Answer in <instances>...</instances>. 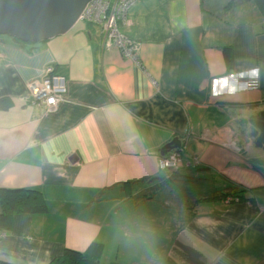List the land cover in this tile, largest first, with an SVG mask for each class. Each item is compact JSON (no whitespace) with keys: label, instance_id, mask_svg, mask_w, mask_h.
<instances>
[{"label":"crops","instance_id":"obj_1","mask_svg":"<svg viewBox=\"0 0 264 264\" xmlns=\"http://www.w3.org/2000/svg\"><path fill=\"white\" fill-rule=\"evenodd\" d=\"M119 30L136 61L78 19L43 40L0 39V192L45 205L12 214L0 261L48 264L96 242L94 264H264V149L247 123L264 109V12L139 0ZM48 66L66 85L52 110L27 89ZM174 136L185 149L160 167ZM228 186L238 200L174 201Z\"/></svg>","mask_w":264,"mask_h":264},{"label":"water","instance_id":"obj_2","mask_svg":"<svg viewBox=\"0 0 264 264\" xmlns=\"http://www.w3.org/2000/svg\"><path fill=\"white\" fill-rule=\"evenodd\" d=\"M88 0H0V33L25 40H43L64 32L75 22ZM254 146L264 149V109L251 114ZM174 136L160 148L163 155L180 148Z\"/></svg>","mask_w":264,"mask_h":264},{"label":"trees","instance_id":"obj_3","mask_svg":"<svg viewBox=\"0 0 264 264\" xmlns=\"http://www.w3.org/2000/svg\"><path fill=\"white\" fill-rule=\"evenodd\" d=\"M262 12H264V0H255ZM224 60L226 64H229L232 58V52L229 46L223 47L222 49ZM46 68V67H45ZM44 68V69H45ZM240 190L234 186H228L221 191H214L210 195L205 197L200 196H176L175 202L190 208L200 198H226L230 197L231 200H238ZM25 192L21 190H3L0 192V201L2 210L0 211V230H7L10 227L11 217L14 212H34L36 210L44 209V202L41 201L37 204H31L33 202H27L23 196ZM37 198V197H36ZM30 201V200H29ZM37 201V199H36ZM102 248L99 243L92 242L85 250L79 251L70 248H65L63 252L52 258L48 264H94L98 260L101 254ZM0 264H11L0 261Z\"/></svg>","mask_w":264,"mask_h":264},{"label":"built area","instance_id":"obj_4","mask_svg":"<svg viewBox=\"0 0 264 264\" xmlns=\"http://www.w3.org/2000/svg\"><path fill=\"white\" fill-rule=\"evenodd\" d=\"M92 0H88L83 8V10H85L87 8V5L91 2ZM105 3H103V10L107 9V8H111V2L110 0H104ZM116 1V0H115ZM124 3V6H126L129 1H132L130 3L136 2L135 0H122ZM116 4V3H115ZM114 6H117V4ZM94 4L92 5V7L88 8L87 11L82 14H80V18H86L88 21H92L93 20V15H96L95 12H97L98 10L95 9ZM114 6H112V9L114 10ZM120 8V7H119ZM91 14V15H90ZM93 14V15H92ZM97 16L100 18L102 17V14ZM111 15L109 17V20L112 24V27L110 28V33L108 38L113 37V39H111L110 43H118V47H120L121 52L124 54V56H126V58L130 59L132 58V60H137V54H136V47L134 44H132V42L130 41V39H128L127 37H125L124 35L119 34L118 32L115 31V21H117L119 19L118 16H115L116 18L114 19V16ZM113 40V42H112ZM105 41H108L105 38ZM27 89H28V93L29 95L32 97V102L35 104H38L42 107H44L46 110H52L57 104L58 101H60L65 93L66 90V85H65V80L64 78L59 75L56 74V72L54 71V69L50 66L46 67L43 71V75L41 78L39 79H31L27 85ZM179 161V156H177L176 152H170L169 154H167L166 156L160 157L159 159V165L160 167H164V168H172L175 167L177 162ZM225 199L230 200V197H226ZM3 234V231L0 230V236Z\"/></svg>","mask_w":264,"mask_h":264},{"label":"rangeland","instance_id":"obj_5","mask_svg":"<svg viewBox=\"0 0 264 264\" xmlns=\"http://www.w3.org/2000/svg\"><path fill=\"white\" fill-rule=\"evenodd\" d=\"M136 2H138L139 0H135ZM110 2H111V8H107V9H105V10H103V3H105V1L104 0H92L88 5H87V8L85 9V10H83V12H82V14H84L86 11H87V9L90 7H92V5L94 4V8L95 9H97L98 11L97 12H95L96 13V15H93V20L91 21H88L87 20V17L88 16H86V18H83V17H78V20H81V21H85V22H87V23H89L90 25H94V26H97L98 27V29H99V34H100V38H101V44H102V47H115L119 52H120V54L122 55V57H124V58H126V56H124V54L121 52V50H120V47H118V43H110L111 42V39H113V37H110V38H108V36H109V33H110V28L112 27V24H111V22H110V20H109V17L111 16V15H113L114 16V19L116 18L115 16H118L119 17V19L117 20V21H115V26H113V27H115V31L116 32H118L119 34H121L122 35V33L120 32V30H119V24H123L125 21H126V19H127V16H128V11H129V9H130V7L134 4V3H136V2H133V3H130V2H132V1H129V3L126 5V6H124V3H123V1L122 0H110ZM117 4V6H119V7H116V6H114V4ZM115 4V5H116ZM112 6H114L113 8H114V10L112 9ZM81 14V15H82ZM86 14V13H85ZM97 14L98 15H100V14H102V17H98L97 16ZM91 15V14H90ZM112 16V17H113ZM8 39L9 37H8V35L7 34H1L0 33V39ZM105 38L108 40V41H105ZM112 42H113V40H112ZM138 58V57H137ZM130 59H132V58H130ZM134 61H136V60H134ZM56 74H59L58 72H56ZM59 75H61V74H59ZM62 76V75H61ZM63 77V76H62ZM64 78V77H63ZM64 80H65V78H64ZM65 92H66V90H65ZM64 96V95H63ZM62 99H63V97H62ZM61 99V100H62ZM60 100V101H61ZM60 101H58V103L60 102ZM248 118V117H247ZM248 123V122H247ZM249 124V123H248ZM249 126L250 127H252L250 124H249ZM252 131H253V127H252V130H251V134H249L250 136H249V138H250V140H251V142H252V145H254V138H253V136H252ZM173 138V137H172ZM184 144H182L181 143V146H180V148H176V149H173V151L174 152H176L177 153V156H179V159H180V155H181V152L182 151H184ZM231 200V199H230Z\"/></svg>","mask_w":264,"mask_h":264}]
</instances>
